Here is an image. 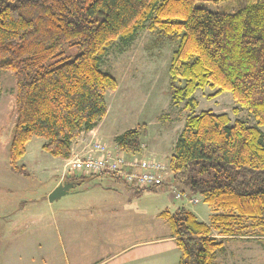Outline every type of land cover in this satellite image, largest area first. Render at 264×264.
<instances>
[{"label": "trees", "instance_id": "trees-1", "mask_svg": "<svg viewBox=\"0 0 264 264\" xmlns=\"http://www.w3.org/2000/svg\"><path fill=\"white\" fill-rule=\"evenodd\" d=\"M223 0H0V70L14 76L16 120L9 143L10 168L32 137L67 159L73 142L105 117L106 92L117 80L100 68L115 39L130 42L145 27L179 38L170 61L171 99L189 110L169 158L172 180L183 191L215 205L211 226L183 204L162 210L180 250L179 264H214L222 239L264 237V0H246L233 11L196 3ZM213 98L229 91L255 124L230 123L227 113L194 112V92ZM237 112V109L233 110ZM137 132L116 137L120 149ZM99 174L69 175L76 184ZM156 190L138 187L137 190Z\"/></svg>", "mask_w": 264, "mask_h": 264}, {"label": "rangeland", "instance_id": "rangeland-1", "mask_svg": "<svg viewBox=\"0 0 264 264\" xmlns=\"http://www.w3.org/2000/svg\"><path fill=\"white\" fill-rule=\"evenodd\" d=\"M245 1L196 4L212 11H233ZM178 42V36L166 35L157 27H145L128 43L120 39L111 42L101 57L100 68L115 77L117 87L104 95L105 117L94 132L79 136L70 152L71 156L74 150L87 148L92 138L112 148L118 146L119 134L136 130L134 147L128 152L120 150L164 162L166 186L154 187L167 190L164 197L158 190L124 187L120 180L99 174L49 201L48 191L57 179L68 181L65 178L71 175H67L66 165L70 156L59 161L41 148L43 138L32 137L16 163L19 170L10 168L15 84L11 70H0V264H179L180 250L171 239L170 226L158 214L165 205L170 209L191 205L187 208L210 224L212 235L221 239L211 222V216L220 209L182 191L169 169L174 141L189 114L184 102L174 104L171 99L169 68ZM213 92L209 87L194 92L198 101L194 112H225L230 123L241 119L255 124L252 114L229 91L208 98ZM260 129L264 133V128ZM174 190L197 198V203L171 199ZM222 240L214 264H252L250 259L264 264L263 237Z\"/></svg>", "mask_w": 264, "mask_h": 264}, {"label": "built area", "instance_id": "built-area-1", "mask_svg": "<svg viewBox=\"0 0 264 264\" xmlns=\"http://www.w3.org/2000/svg\"><path fill=\"white\" fill-rule=\"evenodd\" d=\"M89 141L92 143L87 148L74 150L67 159V175L103 174L137 188L165 185L166 165L163 161L130 154L118 146L111 148L93 138ZM173 193L174 199H184L190 203L198 201L181 191L174 190Z\"/></svg>", "mask_w": 264, "mask_h": 264}, {"label": "crops", "instance_id": "crops-1", "mask_svg": "<svg viewBox=\"0 0 264 264\" xmlns=\"http://www.w3.org/2000/svg\"><path fill=\"white\" fill-rule=\"evenodd\" d=\"M213 112V111H212ZM92 133V132H94V129H92V130H89V131H84V132H82L81 133V135L80 136H82V135H84V134H88V133ZM81 142H79V144H80ZM79 144H77V145H79ZM73 145V144H72ZM58 159V158H57ZM59 161H63L62 159H60L59 158ZM103 176H107V175H103ZM99 177H102V176H99ZM60 181H59V178L57 179V181L55 182V184H54V186H56L58 183H59ZM53 186V187H54ZM53 187L48 191V193L53 189ZM124 187H128V186H126V185H124ZM156 190H158L159 192H163L161 195V197H164L166 194V192H167V190H165V189H162V190H160V189H157L156 188ZM171 199H174L173 198V196H172V198ZM175 200V199H174ZM185 207H191V205L190 206H188V204H183ZM174 209V208H173ZM173 209H170V207H168V206H166L165 205V207H164V209H162V210H173ZM162 210H160L159 212H158V214L162 211ZM194 214H195V212H194ZM196 215V214H195ZM197 216V215H196ZM159 217H161L160 215H159ZM162 218V217H161ZM164 219V218H163ZM165 220V219H164ZM170 232H171V229H170ZM234 237H257V238H259V237H261V236H253V235H238V236H234ZM262 238V237H261ZM264 238V237H263ZM171 239L174 241V239H173V237H172V234H171ZM262 259H260V261H261ZM246 261H247V259H246ZM249 261H252V264H255L257 261H258V259H250Z\"/></svg>", "mask_w": 264, "mask_h": 264}, {"label": "water", "instance_id": "water-1", "mask_svg": "<svg viewBox=\"0 0 264 264\" xmlns=\"http://www.w3.org/2000/svg\"><path fill=\"white\" fill-rule=\"evenodd\" d=\"M75 186L72 181H62L59 182L48 194V200L52 201L59 198L61 195L66 194L68 190Z\"/></svg>", "mask_w": 264, "mask_h": 264}]
</instances>
